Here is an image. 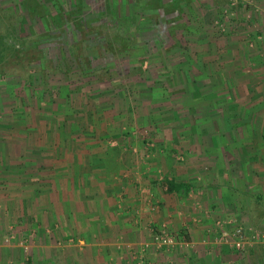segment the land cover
<instances>
[{
  "label": "crops",
  "instance_id": "obj_1",
  "mask_svg": "<svg viewBox=\"0 0 264 264\" xmlns=\"http://www.w3.org/2000/svg\"><path fill=\"white\" fill-rule=\"evenodd\" d=\"M256 56L252 75L224 69L225 86L216 70L198 73L207 81L191 86L190 104L180 96L161 109L116 95L90 116L17 113L15 144L0 133V264H240L230 250L241 226L234 207L241 189L264 182V43ZM26 120L38 126L31 146L20 134ZM125 126L151 129L129 135L127 149ZM154 136L151 153L144 144ZM164 226L179 239L172 250L153 243Z\"/></svg>",
  "mask_w": 264,
  "mask_h": 264
},
{
  "label": "rangeland",
  "instance_id": "obj_2",
  "mask_svg": "<svg viewBox=\"0 0 264 264\" xmlns=\"http://www.w3.org/2000/svg\"><path fill=\"white\" fill-rule=\"evenodd\" d=\"M7 31L28 49L35 45L25 56L29 62L15 66L8 60L1 63L4 70L0 67V133L11 146L20 111L29 119L90 116L109 96L116 105L121 99L116 95L132 98L137 105L138 98H145V104L160 108L180 96L190 104L191 86L207 81L198 75L203 70H216L215 82L222 86L230 84L223 75L226 68L254 74L260 56L256 52L264 43V0H0V33ZM115 38L128 39L129 47L108 51L107 40ZM114 104L109 107L113 111ZM173 111L164 114L170 119ZM24 123L20 134L31 146L38 126L31 120ZM144 127L125 126L122 148L135 147L128 136L145 135L151 127ZM222 127L225 130L215 124L216 131L228 132V126ZM231 129L239 134L241 128ZM153 140L144 144L151 153L160 147L155 136ZM171 156L186 162L178 152ZM208 166L203 165L205 170ZM240 191L242 206L234 209L242 229L231 233L230 250L240 264H264L262 241L253 239H264V182ZM241 242L244 249L237 247Z\"/></svg>",
  "mask_w": 264,
  "mask_h": 264
},
{
  "label": "trees",
  "instance_id": "obj_3",
  "mask_svg": "<svg viewBox=\"0 0 264 264\" xmlns=\"http://www.w3.org/2000/svg\"><path fill=\"white\" fill-rule=\"evenodd\" d=\"M77 31L80 32V28ZM8 33V31L5 34L0 33V67L3 70L5 66L4 63H1L6 62L8 60L10 61L9 65L15 64V66H22L23 63H25L26 61L29 62V58L25 56H28L30 53L28 51L31 50V48L35 47V45H33V47L28 49V45L26 43H18L16 40L14 41ZM128 41V39L122 38H115L113 41L107 40L105 45H107L108 47H106V49L112 52H115L116 48L119 50H126L127 47H129ZM176 187L177 186L175 185H171L170 190H174Z\"/></svg>",
  "mask_w": 264,
  "mask_h": 264
},
{
  "label": "built area",
  "instance_id": "obj_4",
  "mask_svg": "<svg viewBox=\"0 0 264 264\" xmlns=\"http://www.w3.org/2000/svg\"><path fill=\"white\" fill-rule=\"evenodd\" d=\"M254 241L260 242L264 246V239H260V237H253ZM153 243L160 249H167L172 250L174 247L177 246L179 243V239L176 234L171 232L169 229H167L165 226L160 227L158 230H155L153 235ZM150 247L149 245H146V248ZM237 247L239 249H244L245 244L244 243H237Z\"/></svg>",
  "mask_w": 264,
  "mask_h": 264
}]
</instances>
